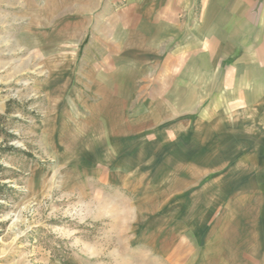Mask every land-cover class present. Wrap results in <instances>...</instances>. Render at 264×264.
Instances as JSON below:
<instances>
[{
  "label": "crops",
  "instance_id": "crops-1",
  "mask_svg": "<svg viewBox=\"0 0 264 264\" xmlns=\"http://www.w3.org/2000/svg\"><path fill=\"white\" fill-rule=\"evenodd\" d=\"M25 74L44 97L35 131L98 214L128 194L161 218V194L206 200L233 155L264 165V0H0V115ZM246 112L255 130L232 124ZM201 217L110 224L143 244L192 232L189 264H264L263 215L239 240Z\"/></svg>",
  "mask_w": 264,
  "mask_h": 264
},
{
  "label": "rangeland",
  "instance_id": "rangeland-1",
  "mask_svg": "<svg viewBox=\"0 0 264 264\" xmlns=\"http://www.w3.org/2000/svg\"><path fill=\"white\" fill-rule=\"evenodd\" d=\"M31 82L30 74H25L23 79L7 84L3 91L22 104L23 110L9 115L0 131V264H189L202 246L192 232H185L183 238L178 235L177 244L172 245L133 243L135 239L124 234L122 227L112 228L111 221L121 225L163 219L186 224V220L200 215L205 222L210 221L209 226L220 227L216 231L225 226L237 240L243 235L245 223L262 215L260 220L264 221V214L255 211L257 205L264 204L261 155L249 160L254 161L252 164H239L245 159L233 155L231 164L217 169L215 180L207 181L212 186L206 198L210 200L209 213L198 214L208 204L204 197L183 196L184 190L181 194L158 197L159 207L167 209L161 218L155 212L140 216L128 212L127 200H137L128 194L116 198L115 214H98L94 205H86L90 198L81 197L79 182L65 179L66 167L56 162L35 131L43 118L44 97L40 90L32 88ZM238 116L245 120L233 118L232 124H246L249 129L259 126L260 121L255 119H262L256 118L254 112ZM249 135L254 133L246 134ZM5 146L14 150H3ZM171 231L164 229V235L170 236ZM200 231H204L203 236L208 234L206 228Z\"/></svg>",
  "mask_w": 264,
  "mask_h": 264
},
{
  "label": "trees",
  "instance_id": "trees-1",
  "mask_svg": "<svg viewBox=\"0 0 264 264\" xmlns=\"http://www.w3.org/2000/svg\"><path fill=\"white\" fill-rule=\"evenodd\" d=\"M22 104H19L16 100L14 99H8L6 102V111L4 114L0 115V131L3 130V126H4V121L5 119L11 115L12 113L16 112L17 110L22 111ZM14 150V148L12 146H5L3 148V150Z\"/></svg>",
  "mask_w": 264,
  "mask_h": 264
}]
</instances>
